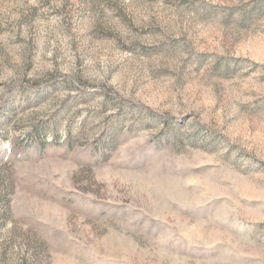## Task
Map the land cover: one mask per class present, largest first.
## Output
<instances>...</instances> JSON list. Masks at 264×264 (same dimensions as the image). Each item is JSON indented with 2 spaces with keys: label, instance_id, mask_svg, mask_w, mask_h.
<instances>
[{
  "label": "rangeland",
  "instance_id": "obj_1",
  "mask_svg": "<svg viewBox=\"0 0 264 264\" xmlns=\"http://www.w3.org/2000/svg\"><path fill=\"white\" fill-rule=\"evenodd\" d=\"M0 264H264V0H0Z\"/></svg>",
  "mask_w": 264,
  "mask_h": 264
}]
</instances>
